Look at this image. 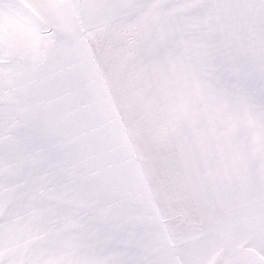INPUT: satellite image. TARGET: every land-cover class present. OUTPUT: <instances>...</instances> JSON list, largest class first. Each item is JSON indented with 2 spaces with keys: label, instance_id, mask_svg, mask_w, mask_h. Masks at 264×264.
I'll list each match as a JSON object with an SVG mask.
<instances>
[{
  "label": "snow or ice",
  "instance_id": "obj_1",
  "mask_svg": "<svg viewBox=\"0 0 264 264\" xmlns=\"http://www.w3.org/2000/svg\"><path fill=\"white\" fill-rule=\"evenodd\" d=\"M0 264H264V0H0Z\"/></svg>",
  "mask_w": 264,
  "mask_h": 264
}]
</instances>
